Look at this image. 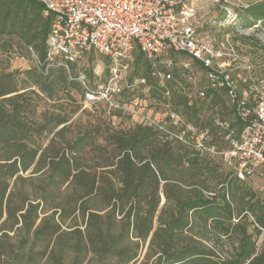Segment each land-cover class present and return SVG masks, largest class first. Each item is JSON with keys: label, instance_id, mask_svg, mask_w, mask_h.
I'll return each mask as SVG.
<instances>
[{"label": "trees", "instance_id": "obj_1", "mask_svg": "<svg viewBox=\"0 0 264 264\" xmlns=\"http://www.w3.org/2000/svg\"><path fill=\"white\" fill-rule=\"evenodd\" d=\"M239 13L244 27L264 28V1ZM48 32L39 4L0 0L3 46L16 39L42 64L24 71L21 85L17 73H0V264H83L88 255L130 264L144 245L154 264H264V201L221 161L142 123L75 127L67 115L38 113L59 92L83 96L76 74L43 72ZM143 67L145 84L163 94ZM172 108L218 139L213 120L199 119L202 103L173 93Z\"/></svg>", "mask_w": 264, "mask_h": 264}, {"label": "built area", "instance_id": "obj_2", "mask_svg": "<svg viewBox=\"0 0 264 264\" xmlns=\"http://www.w3.org/2000/svg\"><path fill=\"white\" fill-rule=\"evenodd\" d=\"M32 1L40 5L42 17L49 20L44 73L55 67L71 77L70 69L91 54L103 56L108 62L109 80L103 85L90 88L84 76L75 78L84 88V108L101 100L114 106L111 101L120 92V70L135 51L147 62L151 77L160 85L174 80L171 72L175 67H199L204 72L206 91H199L198 96L205 98L207 91L212 97L213 93L224 95L240 123L237 130L215 120L218 128L226 132L228 147L217 151L208 143L207 130L195 129L174 111L166 116L172 130L165 123L148 126L191 148L200 157L217 156L239 180L264 178V79L249 77L238 83L229 75L225 59L230 54L212 39L200 36V28L207 25L199 22L196 4L200 0ZM216 22L219 21L210 24ZM179 54L190 61L173 57ZM37 65L42 67L38 59ZM185 96L191 104L189 95Z\"/></svg>", "mask_w": 264, "mask_h": 264}, {"label": "rangeland", "instance_id": "obj_3", "mask_svg": "<svg viewBox=\"0 0 264 264\" xmlns=\"http://www.w3.org/2000/svg\"><path fill=\"white\" fill-rule=\"evenodd\" d=\"M210 1L213 0H200L196 4L198 5L199 22L207 23L200 28V36L212 39L223 52L230 54L226 57L227 60L225 59L228 65L225 68L238 83L241 79H249V77L264 79V28H257L259 24L253 27H244L245 22L239 15L243 8L264 0H218L214 4H211ZM213 21L219 22L210 24ZM2 41L0 39V73H17L16 77L21 85L22 81L26 79L22 73L30 68L37 69V53L31 47L30 50V48L18 44L16 39L10 40L11 47L3 46ZM137 54L138 52L135 51L132 57L123 63L125 68L120 70L118 79L120 92L113 95L111 101L114 106H110V102L101 100L96 105L84 108L82 94L70 89L68 95L71 99L65 92H59L54 100L43 99L40 102L38 113L46 110L67 115L75 127L96 122L98 118L109 121L117 129H126L136 123L154 125L165 121L167 114L174 111L172 108L173 93H177L183 96L189 95L191 103H202L203 108L199 119L203 122L212 119V127L218 128L215 120L229 124L233 122L231 106L224 95H218L219 98H216L206 92L205 98L198 96L199 91H206L204 72L201 68L194 66L190 70H185L179 66L175 67L171 72L174 80L162 85L157 82L161 90L164 92L165 88L166 91L163 94L152 93L143 78L145 74L144 60L135 64ZM173 57L177 60L190 61L188 57L181 54ZM73 73L76 74V77L84 76L86 85L96 88L109 80L108 62L98 54L86 55L70 69L71 76ZM82 89H84L83 86ZM176 113L187 121L180 108ZM191 125L193 126V123ZM218 131L216 140L211 130H207L208 143L214 145L217 151H222L228 147V142L225 139L226 132L219 128ZM210 159L216 162L220 161L217 156ZM220 167L225 172L229 169L222 164ZM245 182L254 195L264 201V178L254 176ZM263 240L264 231L257 239L258 244H261ZM146 253L147 247L144 245L139 250L138 258L130 264H154L155 257L151 253ZM101 263L95 256L88 255L83 264ZM111 263L114 264L115 261L112 260Z\"/></svg>", "mask_w": 264, "mask_h": 264}]
</instances>
